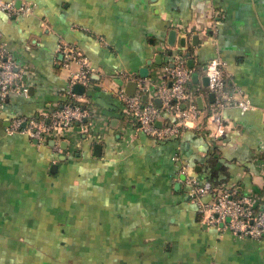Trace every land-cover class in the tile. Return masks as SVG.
Instances as JSON below:
<instances>
[{"label":"crops","instance_id":"1","mask_svg":"<svg viewBox=\"0 0 264 264\" xmlns=\"http://www.w3.org/2000/svg\"><path fill=\"white\" fill-rule=\"evenodd\" d=\"M22 2L34 4L31 14L0 11V42L28 88L0 99V264H264V239L205 222L173 160L209 181L213 195L228 188L264 209V0ZM59 41L94 68L80 99L89 111L84 126L52 131L40 143L7 133L16 117L36 118L64 102L78 66L58 51ZM180 53L193 72L186 104L199 113L177 138L156 141L138 131L116 91L143 79L144 102L157 106V86L170 82L165 66ZM213 58L223 62L227 89L254 106L225 108L221 138L202 82Z\"/></svg>","mask_w":264,"mask_h":264},{"label":"built area","instance_id":"2","mask_svg":"<svg viewBox=\"0 0 264 264\" xmlns=\"http://www.w3.org/2000/svg\"><path fill=\"white\" fill-rule=\"evenodd\" d=\"M17 2H19L17 4ZM34 4L22 0H0V11L8 16L16 17L33 12ZM58 51L63 53L67 61H73L78 69L71 73L61 107L37 116L36 118L16 117L6 128L7 133L19 132L38 143L55 130L71 127L75 124L84 126V120L89 117L88 109L80 102L81 95L73 92V86L80 84L88 86L90 75L94 72L89 59L73 45L59 41ZM169 83L157 86L156 94L161 102L157 107L153 102H144L142 96L148 92V86L143 79H136V89L132 95L125 93L123 88L116 91V96L122 101L126 111L135 119L137 129L156 141L177 138L191 119L199 113L194 103L186 104L189 96L187 82L191 79L192 69L189 68L181 55L174 57L172 66H165ZM207 90L213 94L210 119L213 124V134L221 138L227 133L222 112L229 106L237 107L241 112L253 109L248 98L227 89V77L222 60L213 58L205 64ZM22 72L17 70L13 56L0 42V99L9 93L17 92L26 95L28 88L22 83ZM120 76L130 77L126 73ZM163 113L172 115L174 119L162 123ZM161 125L158 126L157 122ZM176 180L186 189L188 199L197 205L198 213L205 222L219 232H229L241 238L252 240L264 239V209L255 206L247 195L237 194L228 188H221L213 195V186L209 181H201L190 174L186 162L180 161L175 155ZM213 195L205 201V197Z\"/></svg>","mask_w":264,"mask_h":264},{"label":"water","instance_id":"3","mask_svg":"<svg viewBox=\"0 0 264 264\" xmlns=\"http://www.w3.org/2000/svg\"><path fill=\"white\" fill-rule=\"evenodd\" d=\"M174 40H175V32H173V31H171L170 33H169V43L170 44H173L174 43ZM180 43H181V45H184V41H183V39H181L180 40ZM182 53H180V55H181ZM160 58V56H157L156 57V60L157 59H159ZM171 66H172V64H171ZM190 67V66H189ZM191 68V67H190ZM140 76L141 77H146L147 76V69L146 68H142V69H140ZM195 74L192 76L193 78H195ZM202 82H203V85H207V78L206 77H204V79L202 80ZM135 87H136V83L135 82H129L128 84H127V87H126V89H125V93H127V94H129V95H132L133 94V92H134V90H135ZM84 87L82 86V85H80V84H75L74 86H73V92H75V93H77V94H80V95H82L83 93H84ZM209 97H211L212 99H213V94L212 93H209ZM145 98H146V96L145 95H143L142 96V100L144 101L145 100ZM155 102H156V104H157V106L159 107L160 106V100L157 98L156 100H155ZM157 125L158 126H160L161 125V123L158 121L157 122ZM99 148V145H95V149H98Z\"/></svg>","mask_w":264,"mask_h":264},{"label":"trees","instance_id":"4","mask_svg":"<svg viewBox=\"0 0 264 264\" xmlns=\"http://www.w3.org/2000/svg\"><path fill=\"white\" fill-rule=\"evenodd\" d=\"M231 191H233V190H231ZM237 193V192H236Z\"/></svg>","mask_w":264,"mask_h":264}]
</instances>
